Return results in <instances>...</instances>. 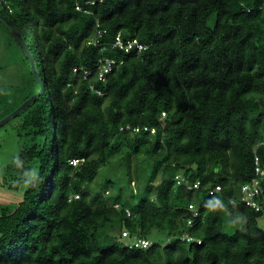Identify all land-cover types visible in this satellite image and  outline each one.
I'll list each match as a JSON object with an SVG mask.
<instances>
[{"label":"trees","instance_id":"obj_1","mask_svg":"<svg viewBox=\"0 0 264 264\" xmlns=\"http://www.w3.org/2000/svg\"><path fill=\"white\" fill-rule=\"evenodd\" d=\"M0 14L43 83L31 71L38 91L12 111L38 95L5 169L22 198L0 207V264H264V181L260 211L241 200L255 157L264 165V0H5ZM118 35L147 49L114 48ZM105 58L117 65L99 82ZM115 165L124 183L96 192ZM124 231L152 246L129 247Z\"/></svg>","mask_w":264,"mask_h":264},{"label":"rangeland","instance_id":"obj_2","mask_svg":"<svg viewBox=\"0 0 264 264\" xmlns=\"http://www.w3.org/2000/svg\"><path fill=\"white\" fill-rule=\"evenodd\" d=\"M31 71V66L25 60V54L11 39L3 23L0 22V121L10 115V113L26 100L30 94L38 91L34 84L33 86L30 84L29 75ZM36 95L37 94H34V96ZM21 122V117L18 115L0 127V207L2 205H15L22 198V195L9 192L4 186L6 183L5 169L8 165H13L16 162L23 143V141L17 137V130ZM139 160L140 159L133 158V170L135 166H137ZM145 173L146 171L144 168L139 170L141 178H143ZM106 178H119L123 184L126 179L125 168L115 165L100 170L92 185L96 189V192H100L102 187L100 185L104 183ZM140 182L142 186L144 181L142 180ZM133 187L135 188L136 186L133 184ZM259 224L261 228L264 229V217L259 221ZM158 236L161 242L162 240H167L166 236L162 234L158 233ZM121 237H123V234ZM129 242H131V240L125 239L123 241V243Z\"/></svg>","mask_w":264,"mask_h":264},{"label":"built area","instance_id":"obj_3","mask_svg":"<svg viewBox=\"0 0 264 264\" xmlns=\"http://www.w3.org/2000/svg\"><path fill=\"white\" fill-rule=\"evenodd\" d=\"M97 1H99L101 3L103 0H89V3L94 5ZM4 3H5V0H0V7ZM76 8H77V10L82 11V7H80L78 4H76ZM91 43L95 44V42H91ZM113 47L119 48L120 50H123L126 53H130L131 51H133L135 49L138 52H142V51H145L147 49V46L139 43L137 40L125 41L124 39H122L121 35H118L116 37V40H115ZM121 64H123V62L119 63V65H121ZM115 65H117V63L113 59L105 58V59L101 60V65L99 66V68L96 72V75H95L97 81L105 82L107 79V76L113 72ZM78 72H79L78 68H75L74 73H78ZM90 75H91V72H85L84 73L85 78L89 77ZM92 90H94V87H92ZM97 93L101 96L104 95V93L101 91H97ZM133 131L135 133H139L141 130H140V128H135V129H133ZM144 131L150 132L151 134L155 133L154 129H149V128H145ZM263 145H264V143H263ZM81 161L83 162V160H81ZM81 161L73 160V161H71V164L76 165V164H78V162H81ZM254 164H255L254 165L255 166L254 167L255 176H254L253 180H251V182L242 186V188H241V194H242L241 200H242V202L246 203L249 207L255 209L256 211H260L261 206L259 205L258 200L261 198L262 192H263L264 165L261 163V159L259 156L255 157ZM175 183H176V186H183L187 190H198L201 186L200 181L192 182L190 179H188L183 174H177L175 176ZM220 191H221V187L217 186L214 190L210 191V194H212V195L218 194ZM76 198H78V197H76ZM191 209H192V218H190L187 221L188 226H192L194 219H196L198 216V213L196 210H194V207H191ZM126 214L128 217H132V212L130 210H126ZM122 234H123V237H122L123 241L125 239L132 238L131 242L128 243V246L131 248L134 247V248H138V249H149L152 246L151 241H149L147 239H139L136 236L132 237V236H130V233L128 231H124ZM182 239L186 240L189 243L196 241L195 238H192L190 236H183ZM198 243L200 244L199 241H198Z\"/></svg>","mask_w":264,"mask_h":264},{"label":"water","instance_id":"obj_4","mask_svg":"<svg viewBox=\"0 0 264 264\" xmlns=\"http://www.w3.org/2000/svg\"><path fill=\"white\" fill-rule=\"evenodd\" d=\"M0 19L2 21H4L7 25L10 26L14 39L21 46V48L23 49V51L27 55V57L30 61V65L32 68L33 75L36 78L37 83L40 85L41 93H42L43 83L41 81V77H40L39 73L37 72L36 62H35L34 56L32 55V53L30 51L29 45L24 40V38L19 34V32L16 31L15 28L11 24H9V21L6 17H4L0 14ZM37 97H38V95L32 97L31 99L26 101L23 105H21L16 111H14L10 115H8L5 119L0 121V127L3 126L4 124H6L7 122H9L10 120L14 119L15 117H17L22 111H24L26 108H28L32 104V102H34L37 99Z\"/></svg>","mask_w":264,"mask_h":264}]
</instances>
